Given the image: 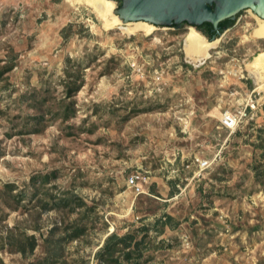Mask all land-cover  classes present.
I'll use <instances>...</instances> for the list:
<instances>
[{"label": "rangeland", "instance_id": "rangeland-1", "mask_svg": "<svg viewBox=\"0 0 264 264\" xmlns=\"http://www.w3.org/2000/svg\"><path fill=\"white\" fill-rule=\"evenodd\" d=\"M151 26L129 34L84 4L0 0V66L14 64L0 76L4 264H100L106 238L128 234L138 264H264V72L257 82L247 69L264 52L257 19L238 13L198 63L184 53L195 27ZM68 58L84 84L62 121ZM24 235L33 254L7 252Z\"/></svg>", "mask_w": 264, "mask_h": 264}, {"label": "water", "instance_id": "water-1", "mask_svg": "<svg viewBox=\"0 0 264 264\" xmlns=\"http://www.w3.org/2000/svg\"><path fill=\"white\" fill-rule=\"evenodd\" d=\"M120 3L113 9V16L123 24L144 22L179 28L183 23L191 27L207 23L215 31L211 42L221 33L220 23L233 21L245 9L264 21V0H120Z\"/></svg>", "mask_w": 264, "mask_h": 264}, {"label": "trees", "instance_id": "trees-1", "mask_svg": "<svg viewBox=\"0 0 264 264\" xmlns=\"http://www.w3.org/2000/svg\"><path fill=\"white\" fill-rule=\"evenodd\" d=\"M206 28L210 29L211 26L209 24H202ZM71 28V25L64 27L60 33L61 37L66 40L67 33ZM223 28H220V32ZM210 37V36H209ZM14 68L13 62L10 60L5 61L2 66H0V76L3 74H7L11 72ZM84 84V69H82L78 64L72 62L70 58L66 59L65 67L63 70V80H62V88L63 95L61 100H63L64 106L60 109H55L53 112V118L57 120L67 121L72 117L73 111H70V103L69 101L75 96V94L82 88ZM34 95V93L32 94ZM34 97V96H33ZM32 96L30 97V99ZM36 101V98H34ZM67 102V103H66ZM44 103L37 104L35 108H40V105H44ZM57 201H62L58 199ZM59 203V202H58ZM172 220V217L169 215H164L162 219H160V232L164 230L165 227H169V222ZM36 230V229H35ZM53 233V230L50 231ZM79 233H74L73 237L76 238ZM47 247L52 245V236L44 239ZM36 238L34 235H24L23 239L18 241L16 249H13L15 246L14 243H6L7 252H18L24 258L30 257L35 248H36ZM139 242L134 241V238L131 235H124L122 238L117 237L116 235H109L106 240L102 250L96 253L97 259L100 264H138L137 259H133V255L138 251ZM48 250V249H47ZM49 256H47L46 261L50 258L54 257V253L49 251ZM117 253H121L120 259L116 257ZM140 254L137 255V258H140ZM0 264H4L3 260L0 258Z\"/></svg>", "mask_w": 264, "mask_h": 264}, {"label": "bare ground", "instance_id": "bare-ground-1", "mask_svg": "<svg viewBox=\"0 0 264 264\" xmlns=\"http://www.w3.org/2000/svg\"><path fill=\"white\" fill-rule=\"evenodd\" d=\"M66 2L72 1L73 3H80L88 6L94 14L102 21L104 27L113 28L119 27L124 33H134L142 31L145 35H150L155 27L148 25L144 22L138 23H121L117 17L113 16L114 4L106 0H65ZM251 11V10H250ZM252 16L257 19L256 28L252 29L250 37L253 39L264 38V21L257 18L251 11ZM126 25V27H121ZM217 41V40H216ZM216 41L207 43L203 37L197 32L190 29L184 41V53L188 61L191 63H198L208 57L210 48L216 45ZM247 69L255 77L257 82L262 81L264 72V52L258 54L252 62L247 65Z\"/></svg>", "mask_w": 264, "mask_h": 264}, {"label": "built area", "instance_id": "built-area-1", "mask_svg": "<svg viewBox=\"0 0 264 264\" xmlns=\"http://www.w3.org/2000/svg\"><path fill=\"white\" fill-rule=\"evenodd\" d=\"M224 124L226 127H231L234 124L233 117H231L230 115L225 116ZM196 163H197L196 166L198 167L200 171L208 167L207 161L196 160ZM138 179L139 178L137 176H130L126 180V184L133 189L135 195H139L144 192L142 184L138 182Z\"/></svg>", "mask_w": 264, "mask_h": 264}, {"label": "flooded vegetation", "instance_id": "flooded-vegetation-1", "mask_svg": "<svg viewBox=\"0 0 264 264\" xmlns=\"http://www.w3.org/2000/svg\"><path fill=\"white\" fill-rule=\"evenodd\" d=\"M114 1L117 2V5H116L117 7H119L121 5L120 0H114ZM231 23H232V21L230 22L228 20L220 23L219 26H218V30L220 31V28L227 27V26L231 25ZM195 28L198 31H200L203 36H206L209 40L215 35V31L212 30V27L210 29H208L205 26L200 25V26H197Z\"/></svg>", "mask_w": 264, "mask_h": 264}]
</instances>
